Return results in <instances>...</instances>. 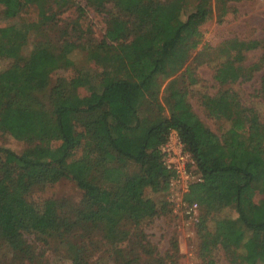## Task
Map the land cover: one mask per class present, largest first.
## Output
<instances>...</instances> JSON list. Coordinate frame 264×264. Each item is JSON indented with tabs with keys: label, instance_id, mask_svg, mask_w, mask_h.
I'll return each instance as SVG.
<instances>
[{
	"label": "trees",
	"instance_id": "1",
	"mask_svg": "<svg viewBox=\"0 0 264 264\" xmlns=\"http://www.w3.org/2000/svg\"><path fill=\"white\" fill-rule=\"evenodd\" d=\"M46 1L0 0V7L12 19L35 4L46 20ZM226 1L193 5L188 0H87L96 13L107 15L98 43L66 41L56 45L57 51L40 41L26 59L2 45L13 28H0V55L15 61L0 71V122L13 138L33 146L29 155L0 146L1 242L8 244L23 233L45 243L57 241L65 245L70 264H98L93 253L105 245L114 264H136L134 242L141 249L149 244L141 225L165 208L146 194L169 189L172 174L162 164L159 147L175 131L201 178L184 196L201 211L200 264H218L214 255L219 248L233 263L264 264V115L255 116L232 88L261 69L264 53L259 65L246 67L242 62L246 52L264 49V40L229 39L214 53L218 62L213 80L219 90L214 97L201 98L209 117L230 122L224 133L219 136L205 125L188 98L189 87L196 83L188 62L200 43V28L216 6L226 12ZM77 11L88 22L85 8ZM78 19L73 22L77 26ZM37 24L33 27L39 30L42 22ZM74 49L82 51L88 63L112 65L99 73L75 69L69 81L58 79L50 92L52 109L46 110L35 95L46 90L51 73L72 65L69 54ZM43 53L51 63L35 75L31 65ZM178 73L187 75V87L168 83L161 100L163 83ZM260 81L259 92L264 93V73ZM80 89L87 92L83 98ZM146 99L155 113L144 121L140 107ZM77 125L81 132L75 133ZM82 138L91 148L80 156L76 152ZM51 143H57L54 151ZM62 179L82 192L76 208L67 210L53 198L41 204L28 200L35 186L52 187ZM9 244L13 250L23 249L20 242Z\"/></svg>",
	"mask_w": 264,
	"mask_h": 264
},
{
	"label": "rangeland",
	"instance_id": "2",
	"mask_svg": "<svg viewBox=\"0 0 264 264\" xmlns=\"http://www.w3.org/2000/svg\"><path fill=\"white\" fill-rule=\"evenodd\" d=\"M47 0L43 7L48 19L41 18L39 8L34 5L27 6L19 16L9 19L4 16L0 7V28L12 27V37L7 41L3 40L2 45L5 48L12 49L17 56L23 59L28 58L34 45L37 42L45 41L58 51L56 45L67 42H88L98 43L107 28V15L103 16L87 5V0ZM201 0H188L190 4H197ZM213 2V1H212ZM84 7L88 16V22L78 16L77 7ZM110 9L111 3L107 5ZM226 12L222 14L221 7L216 6L213 17L207 21L201 28L200 43L189 64L194 68L192 79L196 80L193 86L189 87V102L195 114L201 121L207 125L217 135L224 133L230 126L229 121L214 120L209 117L203 105L201 95L214 97L219 88L213 80L214 67L216 61L215 51L222 42L229 39L240 41L264 40V0H227L225 2ZM79 18L80 25L75 23ZM38 21L42 22L39 30L33 26ZM38 25V24H37ZM51 27L52 30H51ZM75 50V49H74ZM264 49H256L245 53V59L242 62L246 67L257 65L261 59ZM69 61L72 65L64 64L58 70H55L49 76L48 86L45 91L36 94V101L46 110H51L50 101L51 88L57 83L58 79L69 81L74 75L73 70L90 69L91 72L99 73L104 65L88 63L85 54L79 49L69 54ZM63 60V58H62ZM64 61V60H63ZM220 61V60H219ZM14 58L0 55V71H3L13 64ZM21 63V62H20ZM51 63V57L47 53L41 54L31 65L35 75L46 69ZM22 64V63H21ZM259 65V64H258ZM264 73V64L260 70L253 74L252 79L233 84L232 88L238 94L242 105L251 108L255 116L264 115V93L259 92L260 77ZM178 73L163 83L159 97L162 100L165 96V87L171 83L175 87H187V75ZM80 98H83L87 92L84 89L78 90ZM155 113V108L149 100H144L140 107V117L146 121ZM81 132L78 125L75 127V133ZM80 145L76 155H82L88 151L91 146L85 138L80 139ZM0 146L6 147L19 154L29 155L32 145L27 142L19 141L13 138L7 128L0 122ZM57 143H51L50 149L54 151ZM127 170H137L134 166H128ZM146 197L152 199L159 208L165 207L150 223L142 224L144 240L148 246L143 249L135 244L136 254L139 255L136 264H200L197 248V224L190 220L181 212H173V207L169 202V190L167 192L151 193L147 192ZM53 198L67 206V210L76 208L82 199V192L69 179H62L52 187L35 186L32 188L28 200L41 204L44 200ZM66 211V208H63ZM67 212V211H66ZM198 216H201L198 208ZM212 222L208 223L211 226ZM96 241L99 234L92 233ZM20 242L23 246L21 250H13L9 243ZM8 244L0 241V264H70L67 249L65 245L57 241L49 240L47 243L39 240L36 235L23 233L11 240ZM215 260L218 264H237L227 258L224 251L220 248L216 251ZM92 260L98 264H114V257L111 255L109 246H101L95 251ZM119 261H116V263Z\"/></svg>",
	"mask_w": 264,
	"mask_h": 264
},
{
	"label": "built area",
	"instance_id": "3",
	"mask_svg": "<svg viewBox=\"0 0 264 264\" xmlns=\"http://www.w3.org/2000/svg\"><path fill=\"white\" fill-rule=\"evenodd\" d=\"M163 166L171 172L169 182V202L173 212H181L190 220L198 222V205L185 199V194L192 183L200 182L201 178L192 169V159L185 150L178 134L170 131L166 141L159 147Z\"/></svg>",
	"mask_w": 264,
	"mask_h": 264
}]
</instances>
